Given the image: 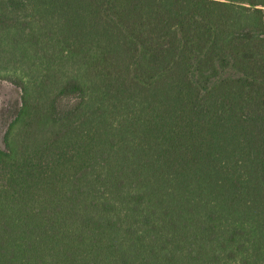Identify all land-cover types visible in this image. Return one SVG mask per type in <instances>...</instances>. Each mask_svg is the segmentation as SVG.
<instances>
[{"label": "trees", "instance_id": "obj_1", "mask_svg": "<svg viewBox=\"0 0 264 264\" xmlns=\"http://www.w3.org/2000/svg\"><path fill=\"white\" fill-rule=\"evenodd\" d=\"M0 264H264V0H0Z\"/></svg>", "mask_w": 264, "mask_h": 264}, {"label": "rangeland", "instance_id": "obj_2", "mask_svg": "<svg viewBox=\"0 0 264 264\" xmlns=\"http://www.w3.org/2000/svg\"><path fill=\"white\" fill-rule=\"evenodd\" d=\"M21 105L19 89L6 81L0 82V148L5 149V133Z\"/></svg>", "mask_w": 264, "mask_h": 264}]
</instances>
